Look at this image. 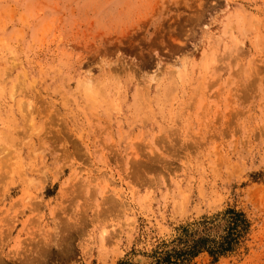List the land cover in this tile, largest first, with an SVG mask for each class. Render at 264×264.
Masks as SVG:
<instances>
[{"label":"rangeland","instance_id":"1","mask_svg":"<svg viewBox=\"0 0 264 264\" xmlns=\"http://www.w3.org/2000/svg\"><path fill=\"white\" fill-rule=\"evenodd\" d=\"M249 223L264 264V0H0V264H154Z\"/></svg>","mask_w":264,"mask_h":264},{"label":"trees","instance_id":"2","mask_svg":"<svg viewBox=\"0 0 264 264\" xmlns=\"http://www.w3.org/2000/svg\"><path fill=\"white\" fill-rule=\"evenodd\" d=\"M220 232L213 237L209 230L213 222H203L200 235L182 230V235L171 242V248L164 251L154 264H194L200 254H206L213 262L235 250L247 235L249 223L243 213L232 208L226 209L220 218Z\"/></svg>","mask_w":264,"mask_h":264}]
</instances>
